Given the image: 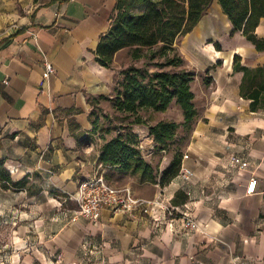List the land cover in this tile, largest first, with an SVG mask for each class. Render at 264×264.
Listing matches in <instances>:
<instances>
[{
    "label": "crops",
    "instance_id": "1",
    "mask_svg": "<svg viewBox=\"0 0 264 264\" xmlns=\"http://www.w3.org/2000/svg\"><path fill=\"white\" fill-rule=\"evenodd\" d=\"M117 0H0V159L20 187H0V264H90L81 259L85 239L98 246L91 264H264V92L257 110L240 92L244 71L264 65L259 51L215 3L176 44L182 68L194 72L197 116L183 146L194 175L160 183L173 151L158 149L149 125L183 121L175 101L156 120L134 124L154 180L99 162L110 138L94 128L103 97H112L122 70L133 63L115 52L111 67L96 60ZM264 39V16L255 27ZM54 72L47 74L45 63ZM109 101V100H108ZM110 102V101H109ZM109 107H110V103ZM177 106V118L169 115ZM158 119V120H157ZM104 135V136H103ZM105 137V138H104ZM232 156L247 160L229 165ZM102 171L134 195L180 207L188 202L196 226L180 217L158 223L159 208L112 213L93 223L68 217L79 182ZM158 172V171H157ZM258 179L246 192L250 177Z\"/></svg>",
    "mask_w": 264,
    "mask_h": 264
},
{
    "label": "trees",
    "instance_id": "2",
    "mask_svg": "<svg viewBox=\"0 0 264 264\" xmlns=\"http://www.w3.org/2000/svg\"><path fill=\"white\" fill-rule=\"evenodd\" d=\"M212 1H116L110 28L101 36L95 50L97 62L104 67H111L115 52L128 48L133 61L147 58L151 66L143 70L134 62L129 64L122 70L123 77L118 81L114 95L103 97L111 102L112 108L126 113L132 120L129 122L130 133H117L103 142L99 162L115 166L125 173H138L143 179L154 180L155 169L143 157L137 135L132 131L134 124H146L147 120L140 115L141 110L163 111L172 101L182 110V122L160 120L149 125V134L158 149L168 148L167 143L175 139L180 126L193 127L192 122L194 124L197 116L191 89L194 72L182 68L184 60L177 53L174 43L178 37L194 28ZM216 1L231 22V32L241 31L257 50L264 51V39L255 33V27L264 16V0ZM170 51L175 53L170 56ZM156 56L164 59L155 60ZM178 66L177 69H171ZM233 66L236 70L244 71L240 92L250 99L251 110H257L264 92V65L254 70L246 69L240 65V57L235 55ZM93 123L97 129L98 115ZM182 155L183 152L176 153L162 171L159 179L161 184L169 183L177 175ZM22 183V180H12L9 170L0 159V187L16 188Z\"/></svg>",
    "mask_w": 264,
    "mask_h": 264
},
{
    "label": "built area",
    "instance_id": "3",
    "mask_svg": "<svg viewBox=\"0 0 264 264\" xmlns=\"http://www.w3.org/2000/svg\"><path fill=\"white\" fill-rule=\"evenodd\" d=\"M45 69L47 74L54 72L52 63L46 62ZM187 153H183L181 164L177 175L171 179V183L178 181L187 182L194 175V171L183 162L187 158ZM249 164L247 160L238 159L232 156L229 165L232 167L244 168ZM258 179L255 176L250 177L246 192L252 194L257 187ZM70 199L76 201V209L68 217V221L74 222L79 218L86 219L93 223L97 222L103 209L107 208L112 213L122 212L132 214L135 210L150 211L159 208L160 215L154 217L158 223L168 218L180 217L183 220V227L189 229L196 226V218L193 215L192 207L188 202L180 207L172 206L157 199H146L134 195L128 185H116L109 182L102 171L95 172L91 177L79 182L77 192L70 196ZM81 259L86 263H92V255L99 252L98 246L92 245L91 241L85 239L81 245Z\"/></svg>",
    "mask_w": 264,
    "mask_h": 264
},
{
    "label": "rangeland",
    "instance_id": "4",
    "mask_svg": "<svg viewBox=\"0 0 264 264\" xmlns=\"http://www.w3.org/2000/svg\"><path fill=\"white\" fill-rule=\"evenodd\" d=\"M215 3V0H213L210 5L208 6V8L206 9L209 10V8H211V6H213V4ZM182 36L178 37L174 43V46L176 47L177 53L178 49L176 44L180 41ZM120 60L125 59L126 55H130V50L128 48H124V50H122V52H120ZM173 53H175L174 51H170L169 55L172 56ZM180 54V53H179ZM164 58H161L159 56H156L155 60H163ZM142 62L139 63L140 67L143 70H148L146 69L147 66L150 65V60L147 58H143L140 59ZM151 66V65H150ZM168 68V67H167ZM178 67L175 68H171V69H177ZM149 69H152V67H149ZM108 100H104L103 104H101L100 106H98V127L100 129V131L102 133H108V136H113L117 133H121L123 135L130 133V121L132 120V117L130 116H126V113L123 112H119L117 110H115L114 108H112L111 106V102L110 103V107L108 104ZM160 111H155V110H151V109H143L140 112V115L142 116H146L148 119H152V120H156L155 118H160L161 114L159 113ZM170 116H172L174 119L177 118L178 115V108L177 106H173L171 108V111L169 113ZM157 119V120H158ZM193 125V122H192ZM191 125V126H192ZM192 127H184V126H180L178 129V132L176 133V137L173 141H169L167 144L168 145V149L173 151V156L176 153H181L183 152V146H184V142L188 137L189 132L191 131ZM153 167L155 169V173L156 176L159 174V170L155 168L154 164ZM158 171V172H157ZM33 264H37V262H33Z\"/></svg>",
    "mask_w": 264,
    "mask_h": 264
}]
</instances>
